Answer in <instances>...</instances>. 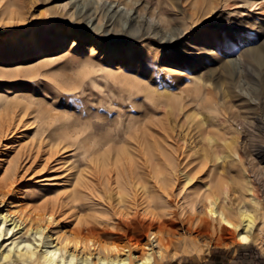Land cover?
Instances as JSON below:
<instances>
[{
    "label": "rangeland",
    "instance_id": "rangeland-1",
    "mask_svg": "<svg viewBox=\"0 0 264 264\" xmlns=\"http://www.w3.org/2000/svg\"><path fill=\"white\" fill-rule=\"evenodd\" d=\"M90 130L95 155L137 157V138L156 165L177 159L181 183L155 209L178 222L162 264H264V0H0V212L80 256L89 241L119 245L86 229L113 230L105 206L65 199ZM217 177L232 205L256 208V242L196 232ZM55 202L53 217L37 214ZM19 235L0 239V264ZM148 242L159 250L151 232L137 248Z\"/></svg>",
    "mask_w": 264,
    "mask_h": 264
},
{
    "label": "bare ground",
    "instance_id": "bare-ground-1",
    "mask_svg": "<svg viewBox=\"0 0 264 264\" xmlns=\"http://www.w3.org/2000/svg\"><path fill=\"white\" fill-rule=\"evenodd\" d=\"M88 49L94 51V46H90ZM190 89L193 90L192 87H186L185 92L189 98H192L191 101H196L198 92H188ZM200 102L198 100V103ZM129 126L131 127V125ZM139 126L138 123L137 127ZM47 130H42L41 135ZM91 139H94V136L90 130L87 136L83 138V146H81L83 154L77 161L78 164L74 166L79 165L81 167L79 168V179L72 183L73 179L69 178L65 199L68 204L74 201L83 202L82 207L86 205L89 207L93 203L105 206L110 212L108 219L113 220V230L110 231L105 228L101 231L97 226H87L86 229L89 233L99 236L112 234L119 245L110 249L99 247L95 242L89 241L81 244L82 255L80 256L76 252H70L71 241L62 240L54 245L51 235L42 228L31 230L29 237L23 236L24 228H21V223L19 224L16 219H9L7 215L0 212V239L10 235L6 238V240H10L20 234L6 244L9 248L2 252V262L5 264H17L19 262L24 264H162L168 250L170 251L169 248L173 247V236L178 231L174 228L178 222L172 218H164L155 209L167 207L181 183L177 159L174 154H168L163 164L156 165L153 160L140 154L142 148L145 150L144 153H147L148 145L142 144L137 138L134 142L137 157H124L125 155H122L124 151L115 152L117 155L112 156L113 149L110 146L109 151L103 154L97 152L98 155H95L97 150L92 148ZM99 140L97 139V141ZM235 156L237 162L241 164L240 151H237ZM184 175L187 181L195 178L186 172ZM11 178L12 176L8 181ZM6 184L7 182L4 185ZM11 184L10 182L8 185L11 186ZM72 187L73 191H71ZM206 187L208 188L206 192L207 215L210 219L198 221L195 228L196 232L209 234L210 232L224 231L236 233L238 242L246 244L256 242L262 228L257 224L256 208L252 206L251 208L240 207L238 209L232 205L228 196V183L221 177H217ZM249 191L253 192L252 199L253 203L256 204L258 198L255 197V190L250 188ZM90 200H93V203ZM55 204L51 208L47 206L41 208L40 213L37 214L40 217L41 215L53 217L59 202H55ZM119 209L121 210L118 211ZM123 210H126V213ZM156 228H159L160 231L154 234ZM192 229L194 228L190 227V230ZM148 232H151L155 247L159 248L158 251L153 249L152 242L146 243L142 249L140 248L141 250L137 248ZM124 240H128L129 243L136 241V246L133 247L128 243L122 246L120 243ZM78 244V242L74 244L75 249L79 248ZM138 249L143 250V255L136 253ZM92 250L97 252V257H92Z\"/></svg>",
    "mask_w": 264,
    "mask_h": 264
},
{
    "label": "crops",
    "instance_id": "crops-1",
    "mask_svg": "<svg viewBox=\"0 0 264 264\" xmlns=\"http://www.w3.org/2000/svg\"><path fill=\"white\" fill-rule=\"evenodd\" d=\"M216 257H217V255L215 254V255H214V258H216Z\"/></svg>",
    "mask_w": 264,
    "mask_h": 264
},
{
    "label": "trees",
    "instance_id": "trees-1",
    "mask_svg": "<svg viewBox=\"0 0 264 264\" xmlns=\"http://www.w3.org/2000/svg\"><path fill=\"white\" fill-rule=\"evenodd\" d=\"M216 252V251H215Z\"/></svg>",
    "mask_w": 264,
    "mask_h": 264
}]
</instances>
